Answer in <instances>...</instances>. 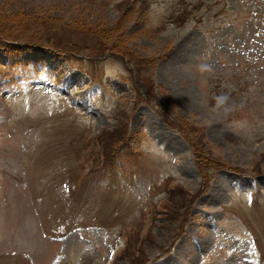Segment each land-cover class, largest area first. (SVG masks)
Instances as JSON below:
<instances>
[{
  "label": "rangeland",
  "instance_id": "1",
  "mask_svg": "<svg viewBox=\"0 0 264 264\" xmlns=\"http://www.w3.org/2000/svg\"><path fill=\"white\" fill-rule=\"evenodd\" d=\"M0 34L52 46L0 44V264H264V0H0Z\"/></svg>",
  "mask_w": 264,
  "mask_h": 264
},
{
  "label": "trees",
  "instance_id": "2",
  "mask_svg": "<svg viewBox=\"0 0 264 264\" xmlns=\"http://www.w3.org/2000/svg\"><path fill=\"white\" fill-rule=\"evenodd\" d=\"M6 39H7L6 36L0 34V44H3V42L6 43V41L9 40L7 43L11 44L12 46H13V44L16 43L17 45H22L23 44V45H27V46L30 45V46L52 47V46H50V42L49 41L37 40V41H31L29 43H26V42H23L22 40H19V39H7V40ZM2 40H3V42H2ZM13 48H16V47L14 46ZM108 52H110V50H107V52L103 56H105L107 54H110ZM8 77L9 76H5V79H7ZM0 82H1V80H0ZM1 88H3V86H1V83H0V89ZM185 216H187V215H185ZM187 219H188V216L186 217V219L183 221L182 224H181V220L180 219H176L179 222V230H178L179 233L182 231L183 226H184V222Z\"/></svg>",
  "mask_w": 264,
  "mask_h": 264
},
{
  "label": "bare ground",
  "instance_id": "3",
  "mask_svg": "<svg viewBox=\"0 0 264 264\" xmlns=\"http://www.w3.org/2000/svg\"><path fill=\"white\" fill-rule=\"evenodd\" d=\"M15 196H16V195H15ZM17 197H18V195H17ZM14 198H15V197H14ZM19 199H20V197H19ZM15 202H17V200H16ZM18 202H21V201H18ZM12 203H14V201H13ZM12 203L10 202L11 205H12ZM17 205H18V203H17ZM11 207H12V206H11ZM15 207H16V206H15ZM16 208H17V207H16ZM20 208H21V207H20ZM20 208H19V209H20ZM9 209H10V211L12 210V214H13V215H11L10 218H12V220H15V219H16V215H18V211H17V210L14 211V210L11 209V208H9ZM19 209H18V210H19ZM24 209H25V208H24ZM13 211H14V212H13ZM20 212H21V211H20ZM20 212H19V213H20ZM23 212H24V211H23ZM18 218H20V217H18ZM22 218H24V216L22 217V215H21V220H22ZM21 220H20V221H21ZM18 221H19V220H18ZM20 221H19V224H20ZM14 222H16V220H15ZM18 229H19V227H18ZM10 235H11V234H10ZM13 237H14V236H13ZM11 240H12V239H11ZM8 244H9V243H8ZM5 245H6V244H5ZM5 247H6V246H5Z\"/></svg>",
  "mask_w": 264,
  "mask_h": 264
}]
</instances>
